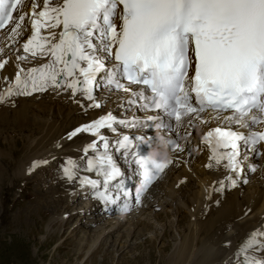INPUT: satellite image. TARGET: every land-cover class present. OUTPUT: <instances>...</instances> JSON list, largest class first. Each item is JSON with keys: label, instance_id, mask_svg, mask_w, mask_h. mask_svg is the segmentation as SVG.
<instances>
[{"label": "snow or ice", "instance_id": "1", "mask_svg": "<svg viewBox=\"0 0 264 264\" xmlns=\"http://www.w3.org/2000/svg\"><path fill=\"white\" fill-rule=\"evenodd\" d=\"M22 3L23 0H0V28L10 22L15 25L12 31L20 27L16 20L25 19L18 10ZM38 7L32 4L33 34L24 50L33 55L38 50L53 59L40 69L30 70L33 91L44 90L49 82L61 86L58 77L66 81L71 78L65 86L74 94L82 91L88 100L94 101L92 91L98 82L97 75L107 71L103 52L118 62L107 75V83L122 87L116 79L122 74L129 84L144 85V90L133 95L150 101L143 105L146 109H162L176 121L182 118L180 109L196 118L201 113H214V118H220L221 113L230 111L231 115L224 119L241 128L264 124V0H43L42 10L37 12ZM61 26L58 38L55 32H50L52 41L58 42H51L46 48L48 42L40 36L41 29ZM42 40L45 42L41 43ZM16 84L27 89L29 80L22 81L18 74ZM147 91L150 97L145 95ZM8 92L11 94L12 89ZM92 106L101 105L94 102ZM115 121L109 113L77 128L70 138L81 132L97 136L101 128H112ZM213 136L216 146L231 149L225 154L226 166L234 170L239 167L241 144L254 148L264 142V131L245 134L217 127L207 133L205 142L210 143L208 138ZM99 138L105 149L99 161L106 160L111 169H101L107 184L120 173L107 155V140ZM128 142L129 137L124 136L117 143L126 148ZM95 147L93 142L85 152ZM225 157H217L214 147L210 159L219 163ZM152 163L158 171L166 167V162ZM72 167L69 161V167L65 168L69 179L73 178ZM94 167L96 161L89 160L88 169ZM152 178L145 173V186ZM81 182L94 188L99 183L87 178ZM100 196L104 198L105 194ZM257 235L264 233H254L242 251L258 244ZM258 246L264 251V243ZM244 264H264V259L246 257Z\"/></svg>", "mask_w": 264, "mask_h": 264}, {"label": "bare ground", "instance_id": "2", "mask_svg": "<svg viewBox=\"0 0 264 264\" xmlns=\"http://www.w3.org/2000/svg\"><path fill=\"white\" fill-rule=\"evenodd\" d=\"M33 3H36L40 6L36 9L37 12L42 10L43 0H27L25 3V7L29 5L31 10L23 13L25 15V18H27L29 13L32 12ZM32 18L33 17L31 15L29 18V23ZM118 21L116 22L118 23ZM23 23L24 22H19V24H23ZM50 32H55L57 38L59 37L60 34V30L57 28L56 29L42 28L40 31V36L44 37L45 40L48 42L46 43V48L50 46L49 44L51 42H58V39L57 41H52ZM40 42L42 43V41ZM20 61H22V64L20 63ZM50 61L52 62V59H50ZM60 66L61 65H57L56 67L59 68ZM30 69L31 67L29 66V61L27 59V56L23 54L22 50L19 47L17 49L16 58L15 56H13L12 60L8 62L5 67L0 69L3 70L0 72V75L10 76L11 77L10 82H12L15 79L16 73L19 72L22 75V79L23 80L28 79L29 84H31V80L29 78ZM14 82L12 83V90L16 87V84L14 85ZM17 87L18 90L20 91L21 89H23V84ZM8 89L9 88H7V90ZM19 91H14V92L16 94L19 93ZM55 92L58 95H60V99H57V101L55 99L56 96L53 97L52 96L53 94H50L47 95V98L50 97L49 98L50 101L38 102L37 103L38 105L37 106L34 105V108L31 106L30 102L27 101L33 99L31 98V99L19 100L18 108L7 109L5 107H2L0 109V130L1 129L9 130L11 128L13 129L14 127L17 130H19V132L21 133L19 136L20 141H17L15 139L16 136L15 137L6 136L2 139L3 142L0 140V145H5L8 148L9 146L14 144V146L17 147V143H21L24 141L27 142L26 145L24 146V148H26L27 151V153L25 154L26 158H24L25 160H23L22 162L23 164H20L21 166H23V171H21V168H19L18 171L15 170L14 173L9 174L10 175L8 176L9 178L5 179V177H7L8 174L3 175L1 174V170H0V186L2 187L6 186V184L4 185L2 184L5 179L6 181H8L10 187L11 182L18 179V177L25 179L27 178L25 182L31 180L33 184L36 186L41 185L40 182H42L41 180L43 178L37 177V175L43 174L42 171L45 170L47 167L48 168L50 167L47 165H42V163L47 159L45 158V156H49V155L51 156V150L54 147L53 145L54 141H56L57 139H60L59 145L60 146L63 145L62 154L65 153L67 161L68 162L71 161L74 167L77 170H79L80 161L77 158H78V154L83 153V151L82 149L79 150L77 145H80V143L83 144L84 142L89 143L90 139L87 137H82L84 135L77 136V138L76 137L72 138L73 136H71L70 138V134L72 133V131L68 130L69 131L68 132L67 129L69 127H72L73 123L76 124L77 126H80L87 121L80 118L74 120L72 118L74 116L71 117L73 110L69 108L72 104L64 101V99H68L67 96H69L70 100L82 102L85 105V107L90 110L92 109L96 110V108H91L90 103L82 99L81 93L74 94L71 90H59V89L55 90ZM27 93L28 92H20L19 97H24ZM0 96H2V93H0ZM3 101L4 98L0 100V104ZM60 101H62L63 103ZM95 113L98 112L95 111ZM53 114H59V116L63 117L62 120H65L64 121L65 124L59 125V120H60V118H58L59 116L53 118ZM71 118L74 121L71 120ZM25 132L28 133L27 136ZM87 143L83 148L84 151L88 146ZM197 149L200 150L199 151L200 155H198V153H196L195 151H188L184 155L179 156L180 158L184 159V162H186L185 167H183L182 169L183 175L186 176V178H188L189 180L188 173H191L195 177V180L198 183V185L196 186L194 185L196 190H194L192 196L184 195L186 196V198H183V201H185V203L182 208L180 207V205H178V207L175 206V208L171 206V210L173 211L172 215L174 216L172 221L174 220L176 222L178 220L177 222L181 227V229L183 230L181 231H179V229L177 230V232H179L181 237L179 239L180 242H176L174 245H172L170 244V242L168 243L167 241H164L163 246L159 249L160 253L162 254L166 253L167 251L166 249L168 247H169V251L172 249V252L169 254L168 257H166V255L163 254L161 258V264L163 263L209 264L212 263L213 261H219L221 260V258H223L224 260L236 249L234 247V244L238 245L240 242H242L246 233L261 226L263 222L261 218L263 217L264 219V188H262L264 187V180L257 183L256 187L247 189L249 192L247 196L242 197L239 191H234L232 192V194L227 195L221 203L215 205L214 202L216 200L215 201L210 200V196H213L214 195L213 192L216 191V187H214L213 184L215 179H217L219 175L213 172L208 173L205 170L206 165L211 163L210 157H212V155L209 154V150L206 147V145L203 143H199L197 145ZM24 151L20 150V152H24ZM3 155L5 154L0 153V157ZM191 158H193L192 162H190ZM27 161H28L27 164L28 165L30 164L28 168L25 166L26 165L25 163ZM96 165L97 168H99L98 163H96ZM187 169L189 171H187ZM25 171L27 173H25ZM262 176L264 177V174H262ZM79 180L80 178L78 176L72 178V180L70 181V179L65 174L63 175L62 180H60L59 178L56 185L54 184L55 186L53 187L55 188V190L51 185H47L42 193L40 192L41 190H39L41 196H43V198L45 199L44 204L46 208H53L52 210L55 211L62 210L64 211L62 212V214L67 212L68 213L73 212L69 214V216L65 218V220L59 219L56 221V219H54L51 222L50 225H52L55 222L59 224L53 226L58 228V231L57 229L56 231H54L55 228L51 229L47 235L48 236V238L46 239L47 242H49L52 239V237H54L55 235L57 236L62 235L60 233L62 226L64 228L70 227L71 232L68 236L72 234L79 236L81 234L80 242H82V244H79L80 243L79 242L78 246H76L75 255H77L79 258L82 256V254L88 253L87 258H91V260L93 261L95 257L98 255L97 253H100V251L102 252V249H105L104 251L105 253L102 254V257L105 256V258L109 257L108 255H113V254L115 255V252L117 253L120 252L118 250H115V248L118 245H119L118 247H120L121 244H122L121 247L123 248V253H126L125 252L126 246L129 244H134L133 243L134 238L136 239L140 236H143L146 230H151L153 228L151 220L150 222L148 221V223L145 222L144 225V223L141 220L142 216L139 217L117 216L113 218L112 221V220H104V218H101L99 216L96 217L93 214V212H90L89 214H85L84 211H82V204H83L82 199L84 198L83 191L79 190V188L77 189V186L80 185L81 183ZM75 182H78L79 184H75ZM14 183H16V181ZM227 184H228V177H227ZM52 191L56 193V197H57L56 202L51 201L52 193H53ZM18 194L20 193L18 192ZM179 201L182 202L180 199L178 200V202ZM187 202H189V204H186ZM179 210L188 211L187 215L189 217V220L187 223L184 218L180 219L178 217L177 214L180 213ZM215 213L217 215L211 217V215ZM77 219H80V223L73 227L72 224ZM163 219L165 220L166 218ZM169 219L167 218L166 220L167 222H164L165 224L164 226L162 225V228L160 229L155 228V230H153L154 237L152 239L147 238L145 239L144 243H137L136 244L137 246L133 245L134 247H132V249H134L135 247L141 248L146 243L154 247V244L159 239L160 240L167 239L169 237V234L172 231L174 232V229L176 228L174 224L175 222L174 221H173L174 223L170 222ZM23 222H24L23 224L26 223V221ZM105 224L106 226H104ZM168 224L170 225L169 227H167ZM123 227H125V230L122 229ZM88 228H92V231H90L89 234H85V230ZM120 229L123 230L124 232L122 233ZM214 232L216 234H214ZM93 233L94 235H92ZM90 235H92L93 237L91 236L90 238ZM123 238L125 239L124 241ZM225 243H227V246H224ZM128 247L131 248V246ZM57 249L58 247L56 248V250ZM129 254L130 252L126 253L125 254L126 256L124 258H128ZM142 254L143 253L141 251L137 257L143 259L145 254L143 255ZM180 255H181V259L178 260ZM150 258H153V253H151Z\"/></svg>", "mask_w": 264, "mask_h": 264}, {"label": "rangeland", "instance_id": "3", "mask_svg": "<svg viewBox=\"0 0 264 264\" xmlns=\"http://www.w3.org/2000/svg\"><path fill=\"white\" fill-rule=\"evenodd\" d=\"M58 116L59 114H53V118ZM71 117L74 120L78 119L76 115H71ZM58 118H60L59 125L60 124L64 125L65 120H62L63 117L59 116ZM72 118L71 120H73ZM75 125L76 124L73 123V126L69 127L67 131L72 130L75 127ZM0 132H1L0 140L2 142H3L2 139L6 136H14V137L16 136L15 139L17 141H20L19 136L21 133L19 132V130H17L14 127L13 129L11 128L9 130L1 129ZM25 134L26 136L28 135V133L26 132ZM26 143L27 142L25 141L21 143H17V147H15L13 144L8 148L5 145H0V153L5 154L0 158V162H1L0 165L4 166V167L0 166L1 174L3 175L8 174L7 177H5V179L9 178L8 177L10 176L9 174L14 173L15 170L18 171L19 168L23 170V166H21L20 164H23L22 162L23 160H25L24 158H26L25 154L27 153V151L26 148H24ZM16 148L22 151L25 150L26 152L25 151L20 152V150L18 151ZM192 159L193 158L190 159V162H192ZM43 174L45 178L41 180L42 181L40 182L41 185H43L44 187H46L47 185H51L50 182L46 180H50L52 178V174L50 172ZM5 179L2 184L3 185L6 184V186L3 187L0 186V199H1L0 200V264H161V258L163 254H165L166 257H168L169 254L172 252V249L169 251V247H168L166 249L167 250L166 253L163 254L160 253L159 249L163 246L164 241H167L168 243L170 242V244L172 245H174L176 242H180L179 239L181 237L179 232H177V230L179 229V231H181L183 229H181V227L179 226L177 222L178 220L176 222L173 220L175 222L174 223L172 221L173 218L169 217L168 215L165 216V214H163L161 216L162 219L161 217H157L155 218V220H152L153 228L151 230H146L145 231L146 233L144 232L143 236H140L136 239L134 238L133 240L134 244H129L126 246V250L125 249L124 250L126 253L130 252V254L128 255L130 258L129 257L124 258L126 256L125 255L126 253H123V248L121 247L122 244L120 245V247H118L119 245L117 244L118 246H116L115 250H118L120 252L118 253L115 252V255L113 254L114 256L108 255L109 257L107 258H105V256L102 257V254L105 253L104 252L105 249H102V252L100 251V253H97L98 255L95 257L93 261L91 260V258H87L88 253L87 254L84 253L82 254L81 257L78 258V256L75 255V249L76 246H78V243L80 242L81 234L79 236H76L75 234L68 236L71 231H69L67 227L64 228L62 226L61 227L62 231L60 230V233L62 234L61 236L55 235L54 237H52V239L49 242L46 241V239L48 238L47 236L48 232L51 229L55 228L54 231H56V229L58 231V228L53 227L55 225H59L57 224V222L53 223L52 225L50 224L54 219L57 218L60 219L61 214L59 213H62V210L55 211L52 210L53 208H46L44 204L45 199L43 198V196H41L42 192L41 191H40L41 193L38 192L36 190V187H34L35 185L33 186V183H30L29 186L28 182H25L23 178L18 177V179L15 180L16 183H14L15 181H12L11 186L9 187L8 181H6ZM58 179L59 177H55L56 181H58ZM53 181L54 180L52 179V182ZM194 185L196 186L198 185V183L195 182ZM188 190L189 191L185 195L192 196L194 190L196 189L194 186H192ZM18 192L20 194H18ZM248 193L249 192L246 189L244 196H247ZM183 198H186V196H184ZM56 200H57L56 193L53 192L51 201L56 202ZM187 204H189V202H187ZM214 215L217 214L216 213L212 214L211 217H213ZM172 217L174 216L172 215ZM163 218L166 219L164 220ZM167 218L168 219L170 218L169 221L173 222L176 227L174 229V232L172 231L167 239L165 240L159 239L154 244V247L146 243L141 248L135 247L134 249H132V247H134L133 245H136L137 243H144L145 239L147 238L152 239L154 237L153 230H155V228L156 229L162 228V225L164 226L165 224L164 222H167L166 221ZM179 218L180 219L184 218L186 223L189 220V217L186 214H181ZM23 221H26L27 225L26 223L23 224L24 223ZM104 226H106V224ZM169 226L170 225L168 224L167 227ZM122 229L125 230V228ZM123 230H121L122 233L124 232ZM90 231H92V228L86 229L85 234H89ZM92 235H94V233ZM92 235H90V238ZM124 240L125 239L123 238V241ZM79 244H82V242H80ZM128 246H131V248H129ZM57 247L58 249L56 250ZM141 251L143 254H145L143 259L137 257ZM151 253H153V258H150ZM180 259H181V255L179 256L178 260Z\"/></svg>", "mask_w": 264, "mask_h": 264}]
</instances>
